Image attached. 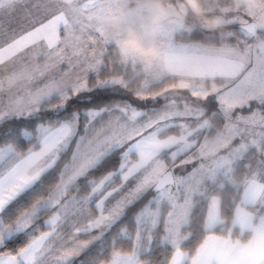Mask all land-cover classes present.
I'll use <instances>...</instances> for the list:
<instances>
[{"label": "snow or ice", "instance_id": "6c2138e0", "mask_svg": "<svg viewBox=\"0 0 264 264\" xmlns=\"http://www.w3.org/2000/svg\"><path fill=\"white\" fill-rule=\"evenodd\" d=\"M198 7L0 0V264H264V0Z\"/></svg>", "mask_w": 264, "mask_h": 264}, {"label": "clouds", "instance_id": "9594fccd", "mask_svg": "<svg viewBox=\"0 0 264 264\" xmlns=\"http://www.w3.org/2000/svg\"><path fill=\"white\" fill-rule=\"evenodd\" d=\"M137 5L143 6V12L137 18H125L123 28L129 39L134 41L141 51L154 53L163 22L164 6L169 0H135ZM179 2V0H176ZM192 5L196 17L204 19L206 27L212 26V21L204 18L198 7V0H183Z\"/></svg>", "mask_w": 264, "mask_h": 264}, {"label": "trees", "instance_id": "16d2710c", "mask_svg": "<svg viewBox=\"0 0 264 264\" xmlns=\"http://www.w3.org/2000/svg\"><path fill=\"white\" fill-rule=\"evenodd\" d=\"M200 37L197 35L196 37H195V39H199ZM100 175V173H97V176H99ZM20 241H18L17 243H16V245H14V246H19L20 245Z\"/></svg>", "mask_w": 264, "mask_h": 264}]
</instances>
